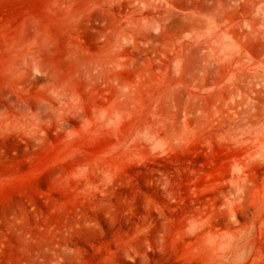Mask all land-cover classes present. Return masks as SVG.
<instances>
[{
	"label": "rangeland",
	"instance_id": "1",
	"mask_svg": "<svg viewBox=\"0 0 264 264\" xmlns=\"http://www.w3.org/2000/svg\"><path fill=\"white\" fill-rule=\"evenodd\" d=\"M92 1L71 17L60 0H0V264H264V157L231 113L187 142L149 109L120 113L110 134L90 120L99 91L74 59L95 46ZM30 18L28 52L58 87L7 48ZM233 177L245 198L229 207Z\"/></svg>",
	"mask_w": 264,
	"mask_h": 264
},
{
	"label": "bare ground",
	"instance_id": "2",
	"mask_svg": "<svg viewBox=\"0 0 264 264\" xmlns=\"http://www.w3.org/2000/svg\"><path fill=\"white\" fill-rule=\"evenodd\" d=\"M77 4L60 0L62 15L73 17ZM86 19L95 46L74 61L99 91L90 116L98 131L110 134L130 107L149 109L152 123L187 142L231 113L232 127L264 157V0H93ZM38 28L35 19L26 20L7 48L17 68L45 73L58 87L48 61L28 52L39 42ZM55 94L59 101L68 97L66 89ZM244 192L233 177L229 207Z\"/></svg>",
	"mask_w": 264,
	"mask_h": 264
}]
</instances>
